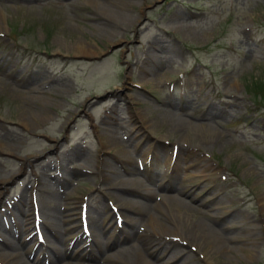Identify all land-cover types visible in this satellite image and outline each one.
Returning a JSON list of instances; mask_svg holds the SVG:
<instances>
[{"label":"rangeland","instance_id":"rangeland-1","mask_svg":"<svg viewBox=\"0 0 264 264\" xmlns=\"http://www.w3.org/2000/svg\"><path fill=\"white\" fill-rule=\"evenodd\" d=\"M0 12V141L11 148L0 150V204L32 196L41 218L57 202L52 215L64 213L69 227L56 242L66 258L57 264H123L90 257L99 253L90 233L102 247L157 239L206 264L187 237L136 228L140 237L125 239L121 209L106 193L121 179L152 192L153 203L165 192L181 199L194 208L192 225L237 236L222 239L214 264H264V0H0ZM77 41L95 55L73 54ZM18 113L45 119L25 129ZM177 157L190 165H175ZM203 164L213 173L203 176ZM159 205L154 214L172 227L165 214L175 208ZM29 207L20 210L31 241L14 236L1 264H26L25 250L38 252L43 237L29 246Z\"/></svg>","mask_w":264,"mask_h":264},{"label":"bare ground","instance_id":"bare-ground-1","mask_svg":"<svg viewBox=\"0 0 264 264\" xmlns=\"http://www.w3.org/2000/svg\"><path fill=\"white\" fill-rule=\"evenodd\" d=\"M105 12H107V11L105 10ZM2 16H3V13L0 12V21L2 19ZM108 19L112 20L110 17H108ZM0 27H1V23H0ZM69 49H72L71 52L73 54L74 53L78 54V56L79 55H82V56L95 55V51L93 49L86 46L83 42H80V41H77ZM22 81H23V79H22ZM16 84L20 86V83L19 84L16 83ZM91 103H93V101L90 102L89 104H91ZM166 112H167L168 116L171 115L170 112H168V111H166ZM43 117H45V116H43ZM43 117L32 116L33 121H31L29 119L30 117H28L27 115H25L23 113H18V115L15 118H16L17 123H19L23 128L33 129L34 121L40 123L41 121H44L45 118H43ZM172 118H174V117H172ZM178 122L179 121L175 122V123H177L176 126L180 125ZM175 123H173V124H175ZM200 127L205 129L206 133L208 134V135H206V133H204L202 135L204 137H207L208 139H211L212 138L211 134L214 131L210 130V128H208V127L199 126V125L194 126L193 129H194V131L199 132ZM104 134H106V133H104ZM109 136L110 137H108L104 141V144L106 147L109 146V142H111V140H113V138H114L112 135H109ZM203 136H201L202 139L206 140ZM181 139L183 140V138H181ZM128 145H130V143ZM135 146H136V144L133 147H135ZM9 149H11V148L8 146L6 148L4 146V144L0 141V150L11 153V150H9ZM167 159L169 160L170 157H166V160ZM120 161L125 165L128 163H131V158L128 156H125L124 158L120 159ZM191 163H193V162H191ZM180 164H183L184 166H186V165H190V162H187L185 159H183V157H177L175 160V165L178 166ZM200 168H201L200 172L203 176H207L209 173H211L213 171L212 167L207 165V164L201 165ZM131 170L133 171L132 168H127V173H129V171L132 172ZM110 172L114 173L115 177L118 176V174L116 172H114V171H110ZM0 182L2 183L3 180H1ZM160 186L161 185H159V187ZM49 187L46 186L45 188L49 189L51 192L52 189ZM132 187H135V188H132ZM160 188H162V186ZM41 189L43 190V187ZM106 189H107V191H106L107 195L110 198H113L115 200V202L117 203V208H120L121 210L127 211V213H123V212L120 213L121 210H118V213L120 214L119 216H121V217L118 216L119 219H117L119 222H121L122 227L124 228V229H122V227L120 228L121 234H123L124 238L127 240H129L130 238L134 240L137 236L140 237V235H143L145 232H151L153 234L161 235V234L157 233V231L161 232L162 236L164 234H166L165 236L170 237V238L176 236V237L182 238L184 240V238L187 237L188 240L193 239V242L190 240V244L194 250V253L199 252V254L202 255L203 254L202 252H204V255H205L204 256V262H206V264H214L213 259L218 256V253L221 252L222 248L224 247L223 246L224 243H222V241L223 240L230 241V239H236V237H237V236H235V237L234 236L222 237V239H223L222 240L220 235H218V233H216V231L210 225L208 226L207 224H203V223H194L192 225L191 224V221H192L191 214L189 212L194 211V208L189 206V205H185V202L179 198L169 197L167 195V192L162 194L161 198H158L159 203H157V202L153 203V202H151L153 193L143 189L141 187V185L138 184V182L131 180V179H129L127 181H123L121 179L120 181H118V184H115L111 181H108ZM162 190L166 191L168 189L162 188ZM49 196H51V195H49ZM155 197H156V195H155ZM25 200L26 199H25L24 195H20L19 199L17 200L18 202H15L13 204V207L10 209V212H8L10 219L4 223L0 221V223H1L0 224V250L5 249V250L14 251L13 250V249H15L14 244L16 242L15 237H14L15 233H16V237L20 238L21 235L26 232V230H22V231H18V232L13 233L15 231V229H17V226L19 225V221L17 220L16 216H13V212H11L12 210H16L19 213H22V210H20V209H23L28 204L32 208L31 200L27 204H26ZM45 203H47V202H45ZM161 203L173 206L175 208L174 212L171 211L170 214H165L166 216L168 215V220L170 221L172 227L167 226V225L159 222L160 216L157 217L154 214L155 209H157L158 211L163 213L162 208L159 205ZM21 204H23V205L20 206ZM56 204H57V202L52 207H50L51 210L44 217H41V219L37 220L35 230H36V232L37 231L40 232L39 235H42L43 240H42V242L40 241V243L37 247V251H38L37 253L39 256H38V260H37L36 264H42V262H45V261H46V264H57V263L61 262V260L66 259L63 256V254H61V252H59V245L57 246L56 242L62 240V233L65 234V232L68 231L69 227H68V225L65 224L66 219H65L64 213H61V211L60 212L58 211L57 214L52 215V213L54 212V208H55ZM59 204H61V203L59 202ZM64 206H63V208H64ZM70 211H68V212H70ZM132 214L136 215V218H132V216H131ZM98 215L99 214H97V217L92 218L91 220L93 223H95L99 227L100 221H102V218L100 217L102 214L99 216ZM106 217L107 216H103V220H105ZM22 218H24V216ZM61 218H63V219H61ZM137 219L139 221H136ZM163 219L164 218H162V220ZM143 223H144V226H142V227L144 228V231L142 233L140 225H143ZM145 225H147V228L149 229V231H147ZM29 226L31 227V224H29ZM136 228H138V230L141 232L140 235L136 232ZM186 229L188 230L187 233H186ZM91 234L92 233L89 234L90 238L94 239V243H96L94 246H95V248H97L99 253H97L96 249H95L94 250L95 253H92L90 255V257L92 256V257L96 258V260L104 259L106 262H110V263L122 261L123 264H150V263H148L149 261H147L145 259V257L146 256H154L155 259H160V260H156V261H159V263H155V264H195V262L193 263V261H191V256L184 255V254L181 255V251H179L176 248L170 247V244L165 243L163 241H159L157 239H151V240L147 239L146 241H144V247H138L139 245L131 244L129 242L127 243L126 247H122L121 245L120 246L115 245V240L113 241L114 244L111 245L110 243L109 244L106 243L107 245H110V246L104 247V245H103V247H102L101 241L98 242V240H97L98 239L97 235H95V234L91 235ZM39 237L40 236H38V238ZM217 237H219V240L221 243L218 241ZM18 239H17V243L20 244V246H24L26 244V239L22 240V242L19 241ZM102 243H104V242H102ZM90 248H88V249H90ZM227 248H230V245H228ZM159 249H161V250H159ZM167 249L168 250L171 249V250H170V253L168 255V258L163 261L161 254H163V252ZM230 249L233 250L234 248L232 247ZM157 251H159V252L157 253ZM88 253H90V252H88ZM158 254H160V255H158ZM74 255H76V257H80L82 254L79 253V255H77V254L73 253L72 256H74ZM247 258L250 259V256H247ZM0 260H1V257H0ZM168 260H171V261L168 263ZM8 264H10V263H8Z\"/></svg>","mask_w":264,"mask_h":264}]
</instances>
